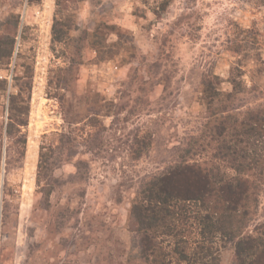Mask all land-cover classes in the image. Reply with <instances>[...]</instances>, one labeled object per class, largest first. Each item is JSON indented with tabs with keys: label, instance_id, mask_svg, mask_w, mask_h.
<instances>
[{
	"label": "rangeland",
	"instance_id": "rangeland-1",
	"mask_svg": "<svg viewBox=\"0 0 264 264\" xmlns=\"http://www.w3.org/2000/svg\"><path fill=\"white\" fill-rule=\"evenodd\" d=\"M233 76L222 108L264 103V0H0V264H145L137 190L181 155L216 163L203 83Z\"/></svg>",
	"mask_w": 264,
	"mask_h": 264
},
{
	"label": "trees",
	"instance_id": "trees-1",
	"mask_svg": "<svg viewBox=\"0 0 264 264\" xmlns=\"http://www.w3.org/2000/svg\"><path fill=\"white\" fill-rule=\"evenodd\" d=\"M12 53L13 47L8 56ZM238 77H231L233 89L226 94L215 80L203 83L210 107L207 125L217 142L216 163L189 162L184 154L177 164L140 184L131 208V223L141 240L140 262L222 264V250L232 246L234 264H264V222L250 228L264 194V103L234 113L218 101L225 97L230 102L245 91ZM17 97H11L8 107V135L24 134L28 123L29 105L22 106ZM202 139L193 137L195 145L186 154L200 153L195 148ZM135 152L136 157L143 154ZM47 164L42 151L39 173Z\"/></svg>",
	"mask_w": 264,
	"mask_h": 264
}]
</instances>
